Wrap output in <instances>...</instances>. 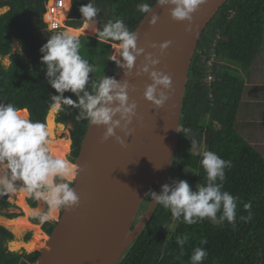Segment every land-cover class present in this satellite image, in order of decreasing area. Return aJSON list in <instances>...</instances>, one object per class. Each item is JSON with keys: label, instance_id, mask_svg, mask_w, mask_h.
Masks as SVG:
<instances>
[{"label": "trees", "instance_id": "16d2710c", "mask_svg": "<svg viewBox=\"0 0 264 264\" xmlns=\"http://www.w3.org/2000/svg\"><path fill=\"white\" fill-rule=\"evenodd\" d=\"M87 2L72 1L68 24L72 29L83 27L85 21L79 8ZM141 2L154 6L156 0H94L95 6L100 9L95 18L99 23L98 29L110 20L122 19L128 29L135 32L146 15L137 9ZM45 6L46 0L0 2V8H10L0 15V57L9 56L11 62L9 67L0 62V103L27 108L32 120L44 123L51 110L50 95L56 94L47 82L46 66L41 62L40 48L54 34L43 19ZM96 28L83 29L93 32ZM79 38L82 45L80 54L94 65L90 79L98 81L104 75L114 77L118 65L111 58L113 44L118 45V42L88 36ZM15 43L19 44L21 53L12 54ZM263 43L264 0H229L209 24L189 71L180 122L182 130L168 178L171 185V176L180 171L177 169L178 155L185 149L190 150L191 139L197 141L192 149L204 146L224 160H230L232 167L225 169L223 190L239 197L236 227L226 220L214 225L206 218L189 225L173 218L170 210L158 204L145 230L118 264H191L194 248L201 246L208 253L203 264H264V158L236 130L237 114L245 90L241 73L252 65ZM213 50L217 61L209 73L207 63ZM209 74L213 76V81L207 85L204 81ZM64 95L75 99L70 92ZM78 111L62 105L57 117V122L73 126L74 156L79 154L89 127L88 121L76 119ZM185 129H190V132L185 134ZM201 159L202 156L196 169V181L206 184ZM151 201L148 196L136 222L142 219ZM249 201L252 204V219L244 222L240 217L248 215L243 205ZM16 208L10 194L0 197V216L16 219L21 216L13 212ZM168 225L171 226L169 235L165 233ZM52 230H49L50 234ZM185 234L189 239L181 249L176 237ZM14 238L9 230L0 225V264H35L40 253L24 256L7 250L5 243ZM202 238L207 239V244L201 245Z\"/></svg>", "mask_w": 264, "mask_h": 264}, {"label": "clouds", "instance_id": "9594fccd", "mask_svg": "<svg viewBox=\"0 0 264 264\" xmlns=\"http://www.w3.org/2000/svg\"><path fill=\"white\" fill-rule=\"evenodd\" d=\"M204 3L206 0H156L155 5L167 7L171 18L176 21H188L189 27L186 30H189L192 14ZM137 9L146 15L152 13L150 25L157 23L159 16L153 13V5L141 2ZM79 12L85 21V29L95 27V18L100 9L95 6L94 0L82 4ZM96 34L102 41L118 42V46L113 44L118 56L113 55L111 59L124 69V76H128L136 67L137 57L144 56V63L138 67L136 74H147L151 83L145 85L143 96L158 108L163 106L169 99L167 90L171 89V77L155 70L160 61L152 53H145L143 48L137 46V33L130 31L124 20L116 19L108 21L102 29H97ZM170 44L171 41L161 43L158 46L160 52L163 53ZM81 47L78 34L71 29L55 32L41 46V62L46 66V79L56 93L50 95V108L61 111L63 105L78 109V121L86 120L90 125L104 126L106 130L102 139L115 137L123 146L124 140L116 135L115 130L120 129L125 136L130 134L128 126L136 115L137 108L134 101L129 102V83L126 79L118 81L107 75L98 81L90 79L89 74L93 73L94 65L80 54ZM151 47L156 48L157 45L152 44ZM216 61L217 54L214 50L208 60L211 63L207 66L209 73ZM212 81L213 76L209 74L204 82L210 85ZM66 92L72 93L75 99L65 96ZM189 132L190 129L184 130L185 134ZM48 137L47 125L29 118L27 108L0 103V197L20 189L31 198L43 202L46 209L36 208L32 212L40 223L51 220L56 210H68L78 206L80 202L71 183L80 168L66 158L53 155L48 146ZM190 141L191 151L197 141ZM201 155L200 163L206 173V184H198L197 190L193 191L187 180L179 179L171 185L164 184L160 194L150 190L146 195L154 204L170 210L173 218H183V222L189 225L208 218L217 224L226 220L236 227L239 197L223 190L225 169L231 168L232 162L224 160L211 150H205ZM243 207L248 215L241 216L240 220L248 222L252 219V204L249 201ZM218 213H221L219 217ZM188 239L187 234L177 236L176 243L183 249ZM200 243L207 244V239L202 238ZM207 255L204 247H196L190 262L203 264Z\"/></svg>", "mask_w": 264, "mask_h": 264}, {"label": "water", "instance_id": "95a60500", "mask_svg": "<svg viewBox=\"0 0 264 264\" xmlns=\"http://www.w3.org/2000/svg\"><path fill=\"white\" fill-rule=\"evenodd\" d=\"M228 1L206 0L192 14L189 30V22L172 19L167 7L154 4L153 13L159 16L154 26L149 24L152 13L145 15L135 30L137 46L159 59L155 70L170 75L169 99L158 108L144 98L145 85L151 80L147 74H136L144 63L143 55L137 57L128 76L117 66L113 78L128 81L129 102L137 105L128 126L131 133L125 136L115 130L124 140L121 146L115 137L102 139L104 126L89 124L74 162L80 168L73 185L79 205L63 211L35 264H118L145 230L158 204L151 201L142 219L136 220L146 194L154 187L160 194L168 184L182 130L188 75L199 42ZM165 41L171 44L161 53L158 46Z\"/></svg>", "mask_w": 264, "mask_h": 264}, {"label": "rangeland", "instance_id": "374dc122", "mask_svg": "<svg viewBox=\"0 0 264 264\" xmlns=\"http://www.w3.org/2000/svg\"><path fill=\"white\" fill-rule=\"evenodd\" d=\"M46 5H47V2H46ZM3 12L4 11H0V14H2ZM65 19H64L65 20V27L62 28L59 31H63V30H66V29H72L71 27L68 26V24H69V21L68 20H70L69 19V16H68V18L65 17ZM63 21L60 22V23H63ZM83 28H84V25L79 30H82ZM98 28H99V25H97V29ZM59 31H57V32H59ZM77 34H78L79 37L80 36H88V37H92V38H99L98 36H96L97 35L96 33L91 34V33H88L86 31H80ZM113 50H114V54L113 55H117L118 56V54L116 52V48L113 47ZM21 52H22V50L19 47V44L18 43H15L14 46H13L12 54H14V53H21ZM0 62L5 67H9L10 66V63H11L10 62V57L9 56L8 57H5V58L0 57ZM210 65H211V63H208L207 64L208 67ZM50 111H49V113H50ZM58 112L59 111H53V113L51 114V116L50 117L47 116V119H46V122L48 124L47 130H48V133L51 135V137H53V134H54V133L52 134V132H54L53 131L54 130V122L53 121H55V119L57 118ZM57 130H58V135L59 136H61L63 134V132L66 131L65 132V135L63 136L65 138L61 137L62 139H60L59 141L55 142V144L53 145V148L59 147L60 145L64 144L65 141H66V139L68 138L67 135H69V133L67 131L68 128L64 129V126L58 127ZM68 145H69V142H66V144H64V147L67 148ZM205 150H206V147L203 146V147L194 148L191 151L190 150L188 151L187 149H185V150L182 151V153H179V155H178V161H177L178 162L177 169H180V171L179 172H175L171 176V178H172V181L171 182L173 183V181L179 180V179L187 180L188 183H189V185H190V187L192 188V190L193 191H196L197 190V185H198V183L196 181L197 180L196 169L198 167L199 159L202 156L201 153L203 151H205ZM54 154L56 155V151L53 150V155ZM16 193L10 194V200H11V202L17 206V208L14 209L13 212L19 214L20 213V208H21L25 212V215L23 214L24 217H18L17 219H20V220H18L15 223L7 222L4 218H1L0 217V225L3 226V227H5V228H7V229H8V227L10 228V225H14L15 226V230H13V233H15L16 237L13 240L14 242L11 243V244H9L8 251L11 252V253H18L19 255L27 256V255L32 254V252L35 251V250H37V249L38 250H42L43 247L45 246L48 238L45 239L46 241L44 243H41L40 240L43 237L41 235L40 228L39 227H35L33 229L34 230V233H33V239H32V241H30L29 244H24V238L22 237V234H23L22 232L25 231V230H27L29 228V226H28V219L31 216L32 211L29 210V208L26 206V204L24 202V197H25L26 192L20 191L18 194H16ZM55 212L53 214H55ZM206 219L210 223H212L214 225H220V224H217V223L212 222L208 218H206ZM179 220L183 221V218H180ZM170 231H171V226L168 225L165 228V233L169 235ZM23 248L25 249V251H22Z\"/></svg>", "mask_w": 264, "mask_h": 264}, {"label": "crops", "instance_id": "0c3cea01", "mask_svg": "<svg viewBox=\"0 0 264 264\" xmlns=\"http://www.w3.org/2000/svg\"><path fill=\"white\" fill-rule=\"evenodd\" d=\"M9 10V7L0 8V11H4L2 14ZM65 17V14L61 15L59 22H62ZM97 25L99 23L96 20L95 27ZM71 30L78 33L85 29ZM96 30L85 31L94 34ZM241 76L245 82V90L237 114L236 130L247 144L254 147L264 158V43L252 65L247 70H242Z\"/></svg>", "mask_w": 264, "mask_h": 264}, {"label": "flooded vegetation", "instance_id": "af4514ba", "mask_svg": "<svg viewBox=\"0 0 264 264\" xmlns=\"http://www.w3.org/2000/svg\"><path fill=\"white\" fill-rule=\"evenodd\" d=\"M58 115H59V112H58ZM58 117V116H57ZM29 118H30V114H29ZM54 122V132H52L53 134V137H51V135L49 134V148L53 154V150L56 151V156H60V157H63V158H66L68 160H70L71 162H75V159L77 158V156H74V140L72 139V130H73V126L72 124H62V123H59L57 122V118L55 119ZM48 127V124L47 122L45 123ZM61 126H64V129L68 128V133L69 135L68 138L66 139L65 143L66 142H69V145L68 147H64V144L60 145L59 147H56V148H53V145L55 144V142L59 141L60 139H62L61 137H63L65 135V132H63V134L61 136L58 135V127H61ZM65 138V137H63ZM55 155V154H54ZM74 180L73 179L71 181L72 185H74ZM20 191V189L17 190V193L18 194ZM24 202L26 204V206L29 208L30 211L33 212V209H36V208H40V209H46V205L41 202V201H37L33 198H31L27 193L25 194V197H24ZM32 204H35L34 206ZM63 211L64 209H58L55 214H53V218L51 220H49L48 222H45V223H40L38 219L34 218L33 215L31 214V216L29 217L28 219V226L29 228L25 231H23L22 233V237L24 238V244H29L30 241H32L33 239V233H34V228L35 227H39L40 228V231H41V235H42V239L40 240L41 243H44L46 240V238H49L51 236V234L49 233V230L51 231V229L55 228L56 224L58 223V221L60 220L62 214H63ZM17 214V213H16ZM21 216L20 217H24L25 215V212L23 211V209L20 208V213ZM24 214V215H23ZM1 218H4L7 222H12V223H15L17 222L19 219H9L5 216H0ZM5 228V227H4ZM7 229V228H6ZM13 235L14 237H16L15 233H13V230H15V226L14 225H10V228L8 227V229ZM53 232V230H52ZM51 232V233H52ZM28 239V240H27ZM14 241H7L5 243V247L7 248L8 250V247H9V244L13 243ZM22 251H25V249L23 248ZM41 250H35L32 252L33 253H40Z\"/></svg>", "mask_w": 264, "mask_h": 264}, {"label": "built area", "instance_id": "2783aa9c", "mask_svg": "<svg viewBox=\"0 0 264 264\" xmlns=\"http://www.w3.org/2000/svg\"><path fill=\"white\" fill-rule=\"evenodd\" d=\"M72 8V0H47L43 19L47 23L49 30L57 32L64 28L66 19L63 21V23H60L58 19L63 14L66 15V18H68V16L70 17Z\"/></svg>", "mask_w": 264, "mask_h": 264}, {"label": "bare ground", "instance_id": "6f19581e", "mask_svg": "<svg viewBox=\"0 0 264 264\" xmlns=\"http://www.w3.org/2000/svg\"><path fill=\"white\" fill-rule=\"evenodd\" d=\"M53 111H54V110H52V109H51V111H50V113H49L48 117H50V116H51V114L53 113ZM48 119H49V118H48ZM19 220H20V219H19Z\"/></svg>", "mask_w": 264, "mask_h": 264}]
</instances>
